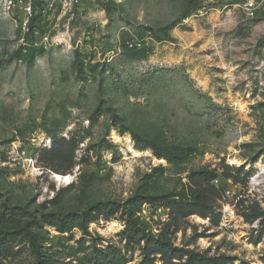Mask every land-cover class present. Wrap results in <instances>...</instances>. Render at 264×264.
Returning a JSON list of instances; mask_svg holds the SVG:
<instances>
[{"label": "rangeland", "instance_id": "1", "mask_svg": "<svg viewBox=\"0 0 264 264\" xmlns=\"http://www.w3.org/2000/svg\"><path fill=\"white\" fill-rule=\"evenodd\" d=\"M12 1L0 0V264H36L30 214L44 264H98L99 250L163 264L143 262L146 239L264 264V0ZM119 115L193 153L168 163ZM143 192L170 199L128 213ZM174 199L208 216L178 217ZM100 201L118 210L87 232L51 223Z\"/></svg>", "mask_w": 264, "mask_h": 264}, {"label": "trees", "instance_id": "2", "mask_svg": "<svg viewBox=\"0 0 264 264\" xmlns=\"http://www.w3.org/2000/svg\"><path fill=\"white\" fill-rule=\"evenodd\" d=\"M190 5L192 4V0H190ZM201 5L195 6L193 9L188 10L185 16H189L193 11L200 9ZM169 35L167 34V38L169 39ZM118 123L122 125L123 131H131V134L142 148L151 147L154 149L155 154L159 158H164L170 164H179L188 159V157L193 153V148L191 146L187 147L181 143L168 142L160 139L159 137H146L140 136L133 132L131 128L125 126L123 124V117L116 116ZM169 193L163 196H159L157 194H153L150 192L138 193L128 199L126 203L122 205L123 208H127L129 206V212L131 213L132 207H137L144 203H161L165 200H169ZM173 209L177 213L178 217H187L192 214H199L203 217L208 216V212L203 210L202 204L191 200H173ZM118 210V206L116 207L112 202H97L92 208L83 211L82 213H71L69 217H60L61 222H51L55 225L60 231L66 232L72 229L73 226H79L83 231H88V224L94 221L97 215L104 214L107 217L111 216ZM126 211V210H125ZM136 211V208L133 209ZM21 212L15 210V208L10 210V216L19 215ZM30 218L26 220L23 230L25 235L28 237V240L35 252L36 255V264H44V259L42 252L40 250V246L38 244V234L34 227L39 224L37 222L38 218L35 215L30 214ZM178 217L175 216L177 219ZM42 227V226H40ZM134 234V233H133ZM132 234V235H133ZM137 232L134 234L135 236ZM139 239V238H138ZM144 251V260L143 262H147L151 258V254L156 253L160 254L163 259V264H236L233 261H229V259L225 256H209L205 253L198 252L195 250H189L185 248L173 247L161 240H152L146 239L145 246L143 247ZM95 253V252H94ZM97 255V263L98 264H124L125 258L121 255L120 252L114 251H101L96 252ZM176 260V261H175ZM146 264H153L151 260H149ZM237 264H249L247 262H240Z\"/></svg>", "mask_w": 264, "mask_h": 264}, {"label": "built area", "instance_id": "3", "mask_svg": "<svg viewBox=\"0 0 264 264\" xmlns=\"http://www.w3.org/2000/svg\"><path fill=\"white\" fill-rule=\"evenodd\" d=\"M12 1V0H11ZM13 2V1H12ZM31 2H33L32 0H31ZM31 2H30V4H25V3H23L24 4V8H25V13L26 14H30L31 13V10H32V6H31ZM28 24V20H26L25 21V23H24V25H27Z\"/></svg>", "mask_w": 264, "mask_h": 264}]
</instances>
